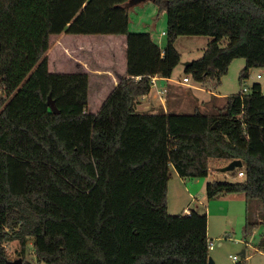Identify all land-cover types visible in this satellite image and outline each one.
<instances>
[{
	"label": "trees",
	"instance_id": "trees-1",
	"mask_svg": "<svg viewBox=\"0 0 264 264\" xmlns=\"http://www.w3.org/2000/svg\"><path fill=\"white\" fill-rule=\"evenodd\" d=\"M147 1L0 0V264L10 242L21 259L30 242L39 264H208L206 214L167 213L171 167L200 179L209 161L240 160L230 174L243 180L207 183L206 198L241 194L246 211L264 203L259 84L207 114L136 112L151 78H170L179 64V36L210 38L184 68L194 83L218 86L235 59L245 61L240 81L264 68V0H150L165 12L163 49L128 30V9ZM62 33L126 37L129 78L96 114L87 111V74L48 70L49 38ZM257 225L246 216L244 236Z\"/></svg>",
	"mask_w": 264,
	"mask_h": 264
},
{
	"label": "rangeland",
	"instance_id": "rangeland-1",
	"mask_svg": "<svg viewBox=\"0 0 264 264\" xmlns=\"http://www.w3.org/2000/svg\"><path fill=\"white\" fill-rule=\"evenodd\" d=\"M148 2V1H147ZM153 3L152 1H150ZM146 3V2H144ZM142 4V3H140ZM131 6L128 9V18L138 21L139 17L135 13L142 16L143 21L151 25L154 31L166 33V17L164 13L159 12L155 8L154 15L150 14L154 6L145 4ZM138 6V7H135ZM141 7H144L141 8ZM152 7V8H148ZM143 9V10H142ZM162 14V15H161ZM132 25V24H131ZM130 28H132L130 26ZM66 34L63 33L58 37L49 39V49L47 52L49 71L52 73H66L72 68V61L64 50V41ZM166 45V35L163 38ZM210 41L206 36H179L175 40L174 47L181 56L179 64L173 70V77L182 78L185 76L182 68L184 62H192L201 58L203 50ZM228 39L224 38L220 42V47H225ZM244 59H235L228 67L225 76L221 78L220 84L217 86L215 82L208 80L203 84L190 81L189 85L195 86V89H187L178 86L177 95L182 101L181 111L177 113L192 114L196 111L207 114L212 112V106L220 107L223 105V97L241 93L243 88H250L254 84L261 86V92L264 95V68L250 69L248 78L239 80L240 70L244 67ZM260 75V78H256ZM94 90L90 89L87 111L95 112L98 106H101V100L94 97ZM213 95H219L222 98H216L210 101ZM103 101V100H102ZM174 103V101H173ZM223 161H209V168L217 170L226 166ZM217 175L208 178L197 179H180L175 170L171 167L168 180V208L167 213L171 216L182 215L184 209L204 213L207 216V237L214 243V247L209 251V257L214 264H236L231 257L237 256L238 262L242 261L240 252L245 250L248 260L246 264H264V249L258 246L260 237L264 233V203L255 201L246 211L244 196L239 195H221L211 200L206 198L205 187L211 182H241L243 177H233L230 173L216 172ZM223 175V176H220ZM183 180V181H181ZM258 222L256 228L247 237L244 236L245 218ZM5 250L8 261L21 259L18 256L19 245L17 242L5 244ZM22 264H39L36 261L30 242L26 247L24 258L21 259Z\"/></svg>",
	"mask_w": 264,
	"mask_h": 264
},
{
	"label": "crops",
	"instance_id": "crops-1",
	"mask_svg": "<svg viewBox=\"0 0 264 264\" xmlns=\"http://www.w3.org/2000/svg\"><path fill=\"white\" fill-rule=\"evenodd\" d=\"M145 4H150L149 6H154L150 14L154 15L155 4L150 1L140 4V6H146ZM138 7V6H135ZM144 9V7H141ZM152 8V7H148ZM142 9V10H143ZM129 12V11H128ZM165 12H162V14ZM135 13L138 16V21L134 22V19L129 17L128 20V30L130 32H146L149 33L152 41L160 48L165 47L163 38V31L159 33L154 31L153 27L147 22L143 21L142 16ZM161 14V15H162ZM166 17V16H165ZM132 24V25H131ZM130 26L132 28H130ZM63 34V33H62ZM53 35L50 36L55 38L60 36ZM49 38V39H50ZM64 50L69 55L72 61L71 70L66 73H76L82 72L88 76V99L90 89H93L94 97L96 99H102L103 101L109 95V93L118 86L121 80L128 79L129 76L126 73V37L125 36H112V35H68L66 34V39L64 41ZM48 52V51H47ZM181 57V56H180ZM181 60V58H180ZM185 63V62H184ZM183 63V64H184ZM182 64V70L184 72V66ZM49 67V62H48ZM49 70V68H48ZM185 75V74H184ZM191 81L190 76L185 75ZM183 77V78H184ZM182 78V79H183ZM133 80H138L135 78ZM189 81V83H190ZM182 80L173 77V73L170 78H161L159 76H154L151 78V89L148 95L139 99L136 105V112L139 114H167L168 112H173L176 114L177 111H181L182 101L178 98L177 90L178 86L186 87L187 89H195V86H190L188 84H181ZM165 90V94H160L159 92ZM218 98H222L219 95H213ZM101 100L100 103L103 101ZM174 101V103H173ZM89 102V101H88ZM97 110L92 114H96L101 106H98ZM182 114V113H181ZM217 170H212L209 168V173L206 178L217 175ZM223 176V175H220ZM224 177V176H223ZM183 181V180H181ZM198 181V179L196 180ZM168 193V186H167ZM167 208H168V197H167ZM189 209H184L183 213L188 214ZM245 251V250H244ZM244 260H248V256Z\"/></svg>",
	"mask_w": 264,
	"mask_h": 264
},
{
	"label": "water",
	"instance_id": "water-1",
	"mask_svg": "<svg viewBox=\"0 0 264 264\" xmlns=\"http://www.w3.org/2000/svg\"><path fill=\"white\" fill-rule=\"evenodd\" d=\"M190 64H191V62H185L183 64V66L185 68V67H188ZM47 105L50 108L51 112H53L54 114L59 113L56 109L54 101L50 98V96L47 98ZM240 168H242V162L240 160H234V161H231L230 163H228L226 166L219 168L218 171L220 173H231V172L235 171L236 169H240ZM239 255H240L241 259H244L245 251L242 250ZM7 264H22V260L17 259L14 261H7ZM208 264H214L213 260L210 257L208 258Z\"/></svg>",
	"mask_w": 264,
	"mask_h": 264
},
{
	"label": "built area",
	"instance_id": "built-area-1",
	"mask_svg": "<svg viewBox=\"0 0 264 264\" xmlns=\"http://www.w3.org/2000/svg\"><path fill=\"white\" fill-rule=\"evenodd\" d=\"M162 34L165 36V33H162ZM256 78H260V75H257ZM189 81H190V79H189L188 77H184V78L182 79L181 84H183V85L188 84ZM248 91H249V89H247L246 87H244L243 90H242V92H244V93H246V92H248ZM159 93L163 95V94L166 93V91L163 90V91H161V92H159ZM238 176H239V177H244V173H243L242 171H240V172H238ZM207 246H208V250L210 251V250L213 249V247H214V243L211 242V241H208ZM231 260H232L233 262H235V263H238V261H239L237 256H233V257H231ZM263 260H264V256H263Z\"/></svg>",
	"mask_w": 264,
	"mask_h": 264
}]
</instances>
